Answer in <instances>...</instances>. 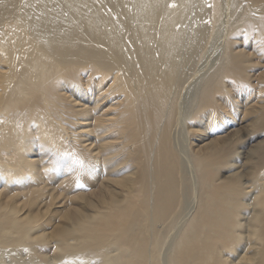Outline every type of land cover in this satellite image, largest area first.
I'll return each instance as SVG.
<instances>
[{
	"label": "bare ground",
	"instance_id": "obj_1",
	"mask_svg": "<svg viewBox=\"0 0 264 264\" xmlns=\"http://www.w3.org/2000/svg\"><path fill=\"white\" fill-rule=\"evenodd\" d=\"M260 58L264 0H0V264H264Z\"/></svg>",
	"mask_w": 264,
	"mask_h": 264
},
{
	"label": "rangeland",
	"instance_id": "obj_2",
	"mask_svg": "<svg viewBox=\"0 0 264 264\" xmlns=\"http://www.w3.org/2000/svg\"><path fill=\"white\" fill-rule=\"evenodd\" d=\"M219 28L215 29V31L211 33V36L209 37V39H207V41L203 47V49H204L202 51L203 53H201L199 59L197 60V66L199 68L198 73L208 72L209 70L212 69V65L214 66V64H215L216 57L220 52L219 49L220 50L222 49L221 47H222V42H223V38H224L222 28L221 27H219ZM261 59L262 58H260V60ZM260 60L258 59L257 61L263 63L264 58H263V60H261V61ZM261 69L262 68H260V66H253V67H249L248 71H250L252 73V71L261 70ZM202 75H204V74H202ZM257 140H259V138L253 137L250 141H248L244 145V147L250 148L252 145L255 144V141H257Z\"/></svg>",
	"mask_w": 264,
	"mask_h": 264
},
{
	"label": "snow or ice",
	"instance_id": "obj_3",
	"mask_svg": "<svg viewBox=\"0 0 264 264\" xmlns=\"http://www.w3.org/2000/svg\"><path fill=\"white\" fill-rule=\"evenodd\" d=\"M74 162H75V163H82V161H80V160H78V159L75 160Z\"/></svg>",
	"mask_w": 264,
	"mask_h": 264
}]
</instances>
